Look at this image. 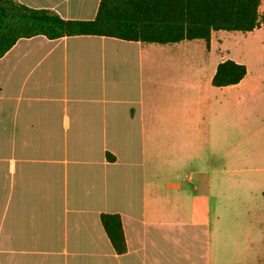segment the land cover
Instances as JSON below:
<instances>
[{"label": "crops", "instance_id": "1", "mask_svg": "<svg viewBox=\"0 0 264 264\" xmlns=\"http://www.w3.org/2000/svg\"><path fill=\"white\" fill-rule=\"evenodd\" d=\"M15 1L82 21L101 2ZM262 30L243 33L260 51ZM229 40L20 39L0 59V264H263L247 181L230 175L245 78L212 84L221 62L245 65ZM104 214L122 219V254Z\"/></svg>", "mask_w": 264, "mask_h": 264}, {"label": "trees", "instance_id": "2", "mask_svg": "<svg viewBox=\"0 0 264 264\" xmlns=\"http://www.w3.org/2000/svg\"><path fill=\"white\" fill-rule=\"evenodd\" d=\"M262 0H101L94 20H65L47 9L15 0H0V59L22 38L95 35L126 41L169 44L204 40L209 48L214 31L252 32L260 28ZM247 68L233 60L218 65L215 87L239 84ZM104 229L122 254L126 240L117 214L102 216Z\"/></svg>", "mask_w": 264, "mask_h": 264}, {"label": "rangeland", "instance_id": "3", "mask_svg": "<svg viewBox=\"0 0 264 264\" xmlns=\"http://www.w3.org/2000/svg\"><path fill=\"white\" fill-rule=\"evenodd\" d=\"M221 33L231 37L225 45L230 58L242 60L248 70L243 84L231 91L232 96L243 100L231 102L227 117L231 134L229 142L235 147L229 154L233 163L230 175L232 179L243 177L247 181L246 188L241 189V192L250 194L246 219L256 222L257 240L262 230L264 258V51H260L262 48L254 49L250 36L243 32ZM220 56L224 55L213 54L211 62H216ZM230 191L239 192L238 185L232 184Z\"/></svg>", "mask_w": 264, "mask_h": 264}]
</instances>
